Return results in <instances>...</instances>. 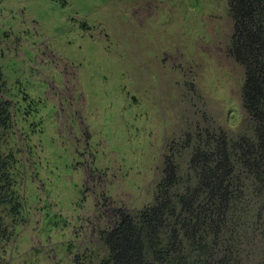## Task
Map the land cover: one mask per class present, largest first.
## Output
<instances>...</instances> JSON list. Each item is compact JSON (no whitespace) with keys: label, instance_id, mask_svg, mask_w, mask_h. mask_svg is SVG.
<instances>
[{"label":"rangeland","instance_id":"374dc122","mask_svg":"<svg viewBox=\"0 0 264 264\" xmlns=\"http://www.w3.org/2000/svg\"><path fill=\"white\" fill-rule=\"evenodd\" d=\"M235 25L230 0H0V142L21 202L6 263L99 262L122 215L189 196L196 153L253 137ZM240 168L239 231L208 238L216 259L264 264V192Z\"/></svg>","mask_w":264,"mask_h":264},{"label":"trees","instance_id":"16d2710c","mask_svg":"<svg viewBox=\"0 0 264 264\" xmlns=\"http://www.w3.org/2000/svg\"><path fill=\"white\" fill-rule=\"evenodd\" d=\"M230 3L236 19L232 49L235 57L247 65L243 100L248 112L259 122L253 126V137H242L228 153L227 140L222 136L215 154L196 153L191 159L196 173L187 187L191 188L189 196L175 198L172 188L165 201L160 200L137 217L122 215L102 237L107 252L97 263L93 257L88 258L90 264H234L226 256L219 259L213 256L215 245L208 236L212 239L223 236L219 224L239 231L227 205L246 191L244 178L234 177L237 173L244 174L237 172L240 164H244L245 173L252 178L254 190L260 195L264 192L262 167H257L251 158L241 157L260 156L258 159L264 161V0H230ZM11 120V101L0 96V131L7 129ZM12 161V154L5 155L0 142V264H8L6 250L14 239L13 228L20 221V193L12 177ZM181 181L173 184L177 186ZM5 216H9L8 221Z\"/></svg>","mask_w":264,"mask_h":264}]
</instances>
